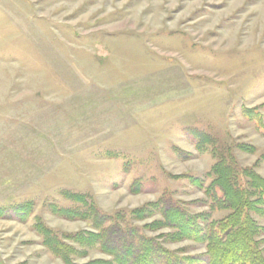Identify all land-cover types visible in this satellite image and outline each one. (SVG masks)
<instances>
[{
	"label": "rangeland",
	"instance_id": "374dc122",
	"mask_svg": "<svg viewBox=\"0 0 264 264\" xmlns=\"http://www.w3.org/2000/svg\"><path fill=\"white\" fill-rule=\"evenodd\" d=\"M192 132L211 143L198 151ZM262 157L264 0H0V264H63L36 223L63 240L92 231L50 213L77 207L63 192L103 215L160 200L219 220L211 167L264 178ZM22 204L26 220L10 212ZM159 219L131 224L201 258L203 245L142 230ZM93 259L109 260L90 249L73 262Z\"/></svg>",
	"mask_w": 264,
	"mask_h": 264
},
{
	"label": "trees",
	"instance_id": "16d2710c",
	"mask_svg": "<svg viewBox=\"0 0 264 264\" xmlns=\"http://www.w3.org/2000/svg\"><path fill=\"white\" fill-rule=\"evenodd\" d=\"M198 151L210 144V138L192 132ZM237 149L252 152L244 146ZM264 161V157L261 158ZM210 184L204 190L211 199L212 210L228 212L219 220H212L209 213L189 214L178 206H166L160 200L137 208L129 216L101 214L91 198L82 194L63 192L61 195L75 209L49 206L54 216L66 220L90 222L92 231H81L59 239L50 229L36 223L34 228L44 245L63 264H77L74 258L88 255L96 249L109 260L93 259L81 264H264V178L252 169L238 171L219 159L206 175ZM190 184L202 188V181L185 177ZM239 178V179H238ZM218 190V194L214 192ZM21 220H26L32 204H22L10 209ZM0 211V216H3ZM159 215L161 219L143 226L142 230L156 232L171 230L165 241L178 243L192 241L203 245L201 258L182 255V250L168 251L157 239L142 236L131 222H141Z\"/></svg>",
	"mask_w": 264,
	"mask_h": 264
}]
</instances>
